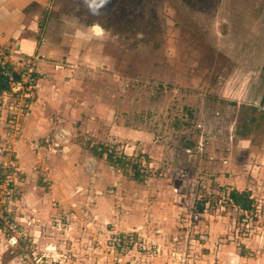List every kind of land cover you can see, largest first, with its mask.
Listing matches in <instances>:
<instances>
[{"label":"rangeland","instance_id":"rangeland-1","mask_svg":"<svg viewBox=\"0 0 264 264\" xmlns=\"http://www.w3.org/2000/svg\"><path fill=\"white\" fill-rule=\"evenodd\" d=\"M45 4L36 37L55 47H39L31 66L55 100L33 90V103L48 109L51 151L57 124L102 162L93 197L107 213L90 217L93 250L77 252L83 224L68 197L56 219L69 239L25 233L13 248L0 238V264H264V0H110L99 17L76 0ZM91 25L102 39L77 37ZM243 241V260H224Z\"/></svg>","mask_w":264,"mask_h":264},{"label":"crops","instance_id":"crops-1","mask_svg":"<svg viewBox=\"0 0 264 264\" xmlns=\"http://www.w3.org/2000/svg\"><path fill=\"white\" fill-rule=\"evenodd\" d=\"M45 1L47 0H0V65H6L10 69V66H8L9 59L14 60L19 67L22 63L29 62V60L39 62L43 59L42 55L37 54L39 47L42 46L45 49L51 46L55 47L52 42L41 40V34H39V38L36 37L38 36L37 31L40 29L38 14L42 6L47 5ZM45 29L47 28L43 30L45 31ZM48 53L47 57L49 59H56L57 52H55V49L52 53ZM38 57L41 59H38ZM46 64L47 67H50L47 71L53 70L51 61H46ZM40 82L42 81H39L36 86L34 80L35 101L38 102L41 97L55 100L51 90L48 91L47 86L39 87ZM2 102L4 103L2 110L5 113V99ZM34 104L32 98L24 117L21 119L22 133L27 140L29 139L30 144L18 143L14 148L17 167L21 173V178L14 185L15 196L13 202H11L16 224L23 237L25 233H28L34 241H38L39 234L42 237L46 235L48 238L50 233L56 234V232H59V235H56L57 238H64L65 236L69 239L71 237L69 229L61 225L62 219L57 221L56 217L58 215H60L58 217H66L67 211H71L66 209V202L70 201L68 197H76V203L79 204L77 210L81 213L76 214L80 215L83 229L77 230V237L73 238L72 245L76 246L77 252H91L93 250L92 241L95 236L93 222L90 217L98 214L101 218L107 213V206L104 205L102 197L97 200L93 197V194L96 197L98 192L96 186L97 175H100L101 167L99 165L102 162L97 161L96 157L86 152L84 154L79 153L71 145L72 136L68 129L59 128L57 124H53L55 128L52 129V135H49L54 137L57 142L52 144L53 149L51 151L52 147L47 143L53 141L48 140L47 132L44 131V127H46L44 118L43 120L40 119L43 112L48 109L36 107ZM44 143H46V146L43 145ZM45 148L50 150V153H47ZM43 167H47L48 171L43 172ZM50 172L53 173L52 177H50ZM64 176L67 177L66 180H64ZM40 177L42 179H39ZM65 193L67 200L63 201ZM71 202L75 203L74 200ZM102 206L105 208L103 212L101 211V209L103 210ZM84 212L87 214H84ZM69 214L75 222L77 217L71 213ZM63 226L65 229H62ZM121 236L124 237V235ZM3 245L5 244L3 243ZM2 248H6V245ZM233 248L235 250L229 247L224 251L222 256L224 260L229 261L233 256L235 262L237 260L241 261L243 260L242 252L244 249L252 250V247L244 241L237 243V246ZM210 253L211 249L209 255Z\"/></svg>","mask_w":264,"mask_h":264},{"label":"built area","instance_id":"built-area-1","mask_svg":"<svg viewBox=\"0 0 264 264\" xmlns=\"http://www.w3.org/2000/svg\"><path fill=\"white\" fill-rule=\"evenodd\" d=\"M31 62L22 63L8 75L7 91L3 93L5 113L4 99H0V238L10 247L19 246L22 241L11 202L15 196L14 185L21 178L14 148L18 143L28 142L22 133L21 119L33 97L35 71ZM42 170L47 172L48 168Z\"/></svg>","mask_w":264,"mask_h":264},{"label":"trees","instance_id":"trees-1","mask_svg":"<svg viewBox=\"0 0 264 264\" xmlns=\"http://www.w3.org/2000/svg\"><path fill=\"white\" fill-rule=\"evenodd\" d=\"M10 69L6 65H0V96L2 93L7 91V80L9 75ZM133 179L136 182H141L143 180L144 175L141 173V170L138 169L137 166L134 167L133 170ZM230 200L233 201L234 205H236L240 210L242 211H249L251 209V201L249 199V196L243 193L238 192H231L230 194ZM197 211H202V206L197 205L196 206ZM120 238H123V236H120ZM120 244L123 242L121 240Z\"/></svg>","mask_w":264,"mask_h":264},{"label":"clouds","instance_id":"clouds-1","mask_svg":"<svg viewBox=\"0 0 264 264\" xmlns=\"http://www.w3.org/2000/svg\"><path fill=\"white\" fill-rule=\"evenodd\" d=\"M79 6H82L86 9L88 15L93 17H99L102 15V10L108 5L110 0H76ZM91 29V35L87 32H79L77 33L78 38H88L91 39L92 36L96 38L102 39L104 37V30L99 25H91L89 26Z\"/></svg>","mask_w":264,"mask_h":264}]
</instances>
